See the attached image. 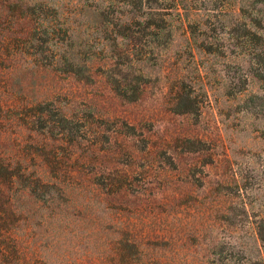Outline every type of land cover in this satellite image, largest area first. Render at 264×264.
Wrapping results in <instances>:
<instances>
[{
	"label": "rangeland",
	"instance_id": "1",
	"mask_svg": "<svg viewBox=\"0 0 264 264\" xmlns=\"http://www.w3.org/2000/svg\"><path fill=\"white\" fill-rule=\"evenodd\" d=\"M0 264H264V0H0Z\"/></svg>",
	"mask_w": 264,
	"mask_h": 264
}]
</instances>
